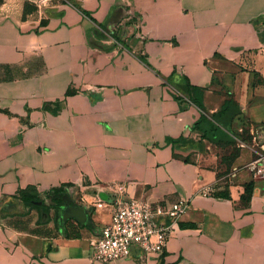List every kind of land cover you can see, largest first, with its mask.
Segmentation results:
<instances>
[{
	"label": "crops",
	"instance_id": "0c3cea01",
	"mask_svg": "<svg viewBox=\"0 0 264 264\" xmlns=\"http://www.w3.org/2000/svg\"><path fill=\"white\" fill-rule=\"evenodd\" d=\"M263 129L264 0H0V264H95L123 198L188 209L109 264H264Z\"/></svg>",
	"mask_w": 264,
	"mask_h": 264
},
{
	"label": "built area",
	"instance_id": "2783aa9c",
	"mask_svg": "<svg viewBox=\"0 0 264 264\" xmlns=\"http://www.w3.org/2000/svg\"><path fill=\"white\" fill-rule=\"evenodd\" d=\"M259 140V153L250 163V170L264 177V133ZM187 209L183 201L169 205L130 198L117 201L110 222L90 242V259L95 264H109L132 258L134 251L140 259L160 256Z\"/></svg>",
	"mask_w": 264,
	"mask_h": 264
},
{
	"label": "trees",
	"instance_id": "16d2710c",
	"mask_svg": "<svg viewBox=\"0 0 264 264\" xmlns=\"http://www.w3.org/2000/svg\"><path fill=\"white\" fill-rule=\"evenodd\" d=\"M186 90H188V88ZM193 95L195 103L200 110H203L201 91L197 88H193ZM238 112V107L232 100H230L224 104L222 112L218 116H216L214 120H210L202 114L196 121L194 127L201 131L204 138L208 139L211 142L218 143L221 141H225L231 143L234 141V138H232V136L228 134L227 128L229 127L230 121L236 114H238ZM225 128L227 131L225 130ZM55 202L56 206L59 207L63 203L62 195L56 196Z\"/></svg>",
	"mask_w": 264,
	"mask_h": 264
},
{
	"label": "water",
	"instance_id": "95a60500",
	"mask_svg": "<svg viewBox=\"0 0 264 264\" xmlns=\"http://www.w3.org/2000/svg\"><path fill=\"white\" fill-rule=\"evenodd\" d=\"M77 217V216H76ZM78 218V217H77ZM67 219V217H65L64 215L60 217L59 221L61 223L65 222V220Z\"/></svg>",
	"mask_w": 264,
	"mask_h": 264
}]
</instances>
